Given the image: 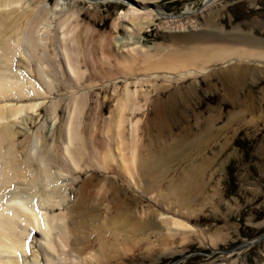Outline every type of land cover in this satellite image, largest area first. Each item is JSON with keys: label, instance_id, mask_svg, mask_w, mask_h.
Listing matches in <instances>:
<instances>
[{"label": "rangeland", "instance_id": "obj_1", "mask_svg": "<svg viewBox=\"0 0 264 264\" xmlns=\"http://www.w3.org/2000/svg\"><path fill=\"white\" fill-rule=\"evenodd\" d=\"M42 2L24 0L15 6V14L27 8L46 11L48 21L39 25L42 30L37 36L44 37L46 34V39L44 37L43 40L46 43V53L56 59L57 68L53 70L49 66L44 67L47 70L46 80L51 83L47 90L33 77L34 62L31 60L27 63L28 69L24 67L26 57L21 53L13 56L14 70L32 78V84L40 92V95H33L30 85L31 96L20 101H0V105H8L7 107H23L22 104L27 106L34 102L39 104L34 109L23 111L17 120L11 122L15 134L12 141L17 155L28 145H36L35 150L44 153L42 149L53 145V138L58 141L68 102L81 91L88 93L81 118L82 129L92 128L101 139L105 138V133L102 132L111 116L117 114V98L123 93L126 84L129 90L135 92L137 99H147L142 112H136L134 116L131 110L127 111L135 119L140 117L138 134L140 142L144 144L141 150L143 153L147 150L146 143L152 141L156 142L153 147L155 151L160 146L165 148L164 151H178L193 144L207 126L209 133L208 141L203 147H196L190 152L186 149L183 161L176 162L173 166L174 176H177L203 158L208 160L204 173L206 184L201 195L193 200L190 207L193 213L189 215L185 214L184 208V212H177L176 209L160 205L143 195L123 181L121 173L114 172V168L107 172L97 166L93 169L78 167L75 174L71 172L59 175L57 182L66 186L64 189H67V197L48 213H65L78 199L80 183L94 172L95 180L100 179L99 186L103 185L105 177L121 186L123 190L120 195L126 193L128 196L126 203L129 205L130 217H135L141 223L139 231L134 235L128 231L127 225L125 228L118 227L117 230L106 226L103 232L93 228L86 251H95L99 246L98 238L102 236L109 244H116L110 261L107 259L104 264H264V239L257 245L233 251L240 243L256 239L264 232V57L249 55L226 63L216 60L206 64V71L203 73L184 76H180V73L192 69V66L178 71L168 68L141 70L140 67L132 66V72L125 74L118 63L124 56L137 57L141 62H146L151 57H175L174 54L187 56L186 54L193 52L191 47L194 42L188 43L182 35L208 31V28H219L222 33L238 28L246 35L259 37L264 41V0H214L209 5L208 0ZM148 17H153V20L149 24H141ZM63 18H68L72 25H78L74 34L84 46L81 49L87 53L90 63L89 71L82 63L81 71H85L87 77L84 76L80 82L71 73L67 61L59 56V51L63 49L56 43L57 33H50L49 29L52 27H45L50 21L51 26L57 25ZM66 28L67 26L57 29L59 36L63 35ZM70 37L68 35L67 39ZM55 43L58 47H55ZM80 59L83 60L84 57ZM95 65L101 67V76L94 73ZM232 66L236 67L237 74H226L224 71ZM90 75H95L96 79H92ZM155 103L164 108V123L161 126L154 120ZM56 157L59 159V155L56 154ZM58 159L51 165L54 174L58 173L60 167ZM70 182L72 187L68 185ZM26 186L27 182H22L18 187L23 189ZM9 188H6L7 191ZM34 205L40 214L42 210L36 200ZM96 209L92 213L94 218L91 217L90 221H93L92 226L95 227L105 223L106 215L103 205ZM175 222H179L181 226ZM20 224L17 226L18 230L23 225L21 222ZM28 230L29 235L24 237L31 248L26 251L25 258L20 256L23 259L21 264L31 263L33 253L39 254L37 242L40 236L32 229ZM212 235L219 238L213 242ZM223 249L229 252L221 251ZM43 263L40 260L39 264Z\"/></svg>", "mask_w": 264, "mask_h": 264}, {"label": "bare ground", "instance_id": "obj_2", "mask_svg": "<svg viewBox=\"0 0 264 264\" xmlns=\"http://www.w3.org/2000/svg\"><path fill=\"white\" fill-rule=\"evenodd\" d=\"M23 1L0 0V101L3 99L20 101L26 96H31L30 85L33 95H40L35 85L32 84V78L19 74L12 67L15 54L21 53L26 57L25 68H28V62L31 60L34 62L35 75L33 77L47 90L50 89L51 83L46 80L47 70L44 67L49 66L53 70L57 69L56 59L46 53V43L43 42L44 37L46 39V34L44 37L37 36L42 30L39 29L41 27L39 25L45 20L48 21L45 8L44 12H39L40 9L34 11L33 8H27L15 14V6ZM213 1L208 0V5ZM38 2L40 3L42 0H38ZM145 19L141 24H149L153 17ZM50 22L44 25L46 28L52 27L49 29L50 33L58 34V36L56 34L58 42H54L61 45L63 49L60 48L62 51H59V56L63 57L65 62L67 61L71 73H74L76 81L80 82L86 76L85 71H81L82 63L85 64L88 71L91 69H89L87 53L81 49L84 46L78 42L74 34L78 25L70 24L68 18L61 19L57 25L51 26ZM64 26H67L66 31L64 30L63 35L59 36L60 33L57 29ZM68 35L71 36L69 39H67ZM183 37L188 43L194 42L192 47L190 46L193 48V52L186 54L187 56L174 54L175 57L163 56L161 58L159 56L160 58L151 57L149 59L148 56L146 62L143 61V58V60L140 58L143 61L141 62L137 57L124 56L118 60V63L121 65V69H124L125 74L132 72V66L140 67L141 70L168 68L172 71L192 66V69L186 70L185 68L186 71L180 73V76H184L191 73H203L206 71V64L216 60H223L226 63L234 59H242L245 56L249 57V55L264 57V41L259 37L246 35L238 28L224 33L219 28H208V31L192 32L182 35ZM56 43L55 47H58ZM80 57H84V59L81 60ZM94 71L95 74L101 76V67L95 65ZM235 71L236 67L232 66L224 72L228 75H236ZM90 77L93 79L95 75H90ZM125 87L123 93L117 98V114L111 116L103 132L101 131L105 133V138H102L104 141L92 128L82 129L81 118L87 104L88 93L81 91L68 102L67 114L63 117L59 129V140L55 141L53 138V145L42 149L44 153H41V150L36 151V145L31 147L28 145L21 154L19 152L18 156L12 141L13 135H15L11 128L12 120H17L23 111L34 109L39 104H36L37 102L27 106L22 104L23 107L0 105V264H21L22 256L26 255V251H29L30 247L24 237V235H29L28 229H32L40 236L39 242H37L39 243L37 245L39 254L34 255L33 253L29 264H39L40 260L44 262L43 264H104L105 260L110 261L116 244H109L102 236L98 238L99 246L95 251H86L89 235L94 231L93 228H97L95 231L103 232L106 226L116 229L118 227L125 228L127 225L128 231L132 235L139 231L141 223L136 221L135 217V219L130 217L129 205L126 203L128 196L125 192H123L124 195H120L123 190L121 186L111 182L108 177H105L108 182L105 180L103 185L99 186L100 179H98L99 182L95 180L94 172H91L80 183L78 199L67 208L65 213H48L55 208V205H60V201H65V197H67L65 192L67 189H64L66 186L63 187L62 184H59L60 182H57L59 175L71 172L75 174L78 167L79 169H93L97 166L100 170L104 169L107 172H111V169L114 168L113 171L121 173L120 178L123 181L160 205H168L172 209H176L177 212H184V208L186 215L193 213L190 208L192 202L202 193L206 184L204 173L208 166V160L203 158L197 164L184 169L177 176H174L173 166L176 162L183 161L186 149L190 152L207 143L208 126L193 144L186 146L183 150L164 151L165 148L160 146L155 151L156 149L154 150L153 147L156 142L152 141L149 144L146 143L147 150L146 153H143L141 150L144 144L140 142L141 138L138 134L140 117L135 119L132 115L129 116L127 111L131 110L134 116L136 112H142L147 99L143 96L144 101L142 102L143 99H137L135 92L129 90L127 84ZM163 110L161 104H154V120L158 126L164 123ZM126 130L128 131L126 132ZM56 154L60 159L58 175L51 171V165L58 159ZM73 176L75 177V175ZM16 181H19L18 184H15ZM22 182H27V186L23 189L18 187ZM72 182L74 183V181ZM10 184L14 186L12 187ZM68 185L73 186L71 182ZM8 187H10L9 191L6 189ZM6 191L7 193H5ZM34 200L42 210L40 214L34 207ZM99 205H103L106 209L105 223L95 227L92 226L93 221L91 223L90 221L93 211ZM20 222L23 225L18 230L17 226ZM175 224L181 226L179 222H175ZM131 238L133 237L131 236ZM216 238L219 237L214 235L211 240L214 242ZM64 248L67 250L65 251Z\"/></svg>", "mask_w": 264, "mask_h": 264}, {"label": "water", "instance_id": "obj_3", "mask_svg": "<svg viewBox=\"0 0 264 264\" xmlns=\"http://www.w3.org/2000/svg\"><path fill=\"white\" fill-rule=\"evenodd\" d=\"M263 239H264V232H263V234H260L256 239L254 238V239H251L249 241H245L243 243H240L239 245H237L233 249V251H235L236 249H240V250L246 249V248H248V247H250L252 245H257V244L261 243ZM221 251L229 252V250H225V249H223Z\"/></svg>", "mask_w": 264, "mask_h": 264}]
</instances>
